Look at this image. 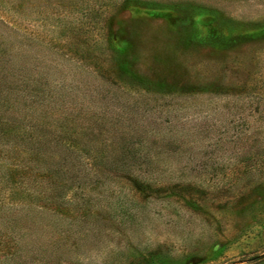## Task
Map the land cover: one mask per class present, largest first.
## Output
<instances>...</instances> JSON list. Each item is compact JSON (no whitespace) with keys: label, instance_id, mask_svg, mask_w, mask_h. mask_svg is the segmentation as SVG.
Returning <instances> with one entry per match:
<instances>
[{"label":"rangeland","instance_id":"374dc122","mask_svg":"<svg viewBox=\"0 0 264 264\" xmlns=\"http://www.w3.org/2000/svg\"><path fill=\"white\" fill-rule=\"evenodd\" d=\"M0 264H264V0H0Z\"/></svg>","mask_w":264,"mask_h":264}]
</instances>
